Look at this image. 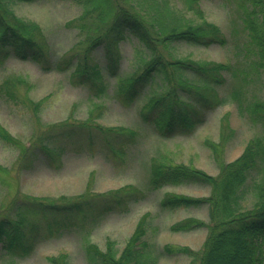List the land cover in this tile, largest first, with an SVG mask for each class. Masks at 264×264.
Segmentation results:
<instances>
[{"label":"rangeland","instance_id":"1","mask_svg":"<svg viewBox=\"0 0 264 264\" xmlns=\"http://www.w3.org/2000/svg\"><path fill=\"white\" fill-rule=\"evenodd\" d=\"M158 2L176 18L171 21L201 20L182 0ZM9 3L20 20L37 25L33 31L36 39L59 68L43 70L32 60L0 52V125L28 148L33 137L54 126L49 132L55 136L44 135L42 139H51L57 153L48 162L40 154L33 164L23 167L20 147L0 137V217L10 213L15 204L31 210L28 197L64 201L61 197L66 196L71 202L78 201L82 211L92 209L93 214L79 227L76 214L68 216L71 211L28 213L24 230L30 250L0 264H51L48 257L59 253L67 254L66 264H97L88 258L86 243L105 250L106 241L112 240L118 255L141 216L145 232L138 248L156 254L155 264H189L188 254H167L163 245L199 250L206 227L174 231L170 225L189 217L208 222L207 206L163 209L160 199L168 192L207 196L210 188L196 182L152 188L149 179L154 164L184 163L216 175L219 160L235 159L250 137L262 135V123L239 109V104L264 101V74L250 66L254 57L244 49L248 36L239 16L240 0H199L203 18L227 36L224 45L173 42L166 50L173 59L230 63L235 70V75L225 72L226 81L218 88L225 101L210 110L190 134L167 138L158 135L153 124L142 117V107L151 95L167 93L170 84L155 76L129 102L117 88L121 78L138 73L149 57L135 36L129 34L120 42L117 75L108 76L100 46L84 55L88 35L78 27L83 7L76 0ZM77 59L99 63L107 83L104 92L72 78ZM182 76L193 81L187 73ZM234 87L239 91L236 100L229 94ZM223 118L232 134L226 128L223 131ZM67 131V136L60 135Z\"/></svg>","mask_w":264,"mask_h":264},{"label":"trees","instance_id":"2","mask_svg":"<svg viewBox=\"0 0 264 264\" xmlns=\"http://www.w3.org/2000/svg\"><path fill=\"white\" fill-rule=\"evenodd\" d=\"M10 1L0 0L1 55L32 60L43 70H50L53 66L59 68L58 63H52L48 51L36 39L33 31L38 28L37 25L20 20L13 12ZM76 1L83 7L78 27L88 35L84 55L100 46L108 76L117 75L121 60L119 44L127 35L135 36L149 51L143 68L118 82L117 88L127 102L134 99L155 76H161L170 84L167 93L151 95L142 107V117L153 124L158 135L167 138L190 134L205 121L210 110L225 101L218 88L226 81L225 72L235 75L230 63L173 59L166 53L173 42L202 46L224 45L227 42V36L221 28L203 18L199 0H182L188 9L201 18L197 22L183 23L171 21L176 18L158 0ZM239 7V16L248 36L244 49L254 57L250 66L264 74V0H240ZM183 73L191 75L193 81L183 77ZM71 74L72 78L77 77L90 87H96L100 93L106 88L107 83L98 62L88 64L77 59ZM176 91L186 99L181 98ZM229 94L232 100H236L239 94L237 87L232 88ZM239 109L247 111L252 119L259 120L263 133L250 137L235 159L219 160L216 175L184 163L154 164L152 169L149 179L152 188L195 182L210 188L207 196L168 192L160 199L163 209L207 206L208 222L189 217L170 225L174 231L206 227L207 233L199 250L169 243L163 245V251L167 254H188L189 264H264V101L255 99L245 105L239 104ZM221 125L222 129L226 128L232 134L233 130L226 118L222 119ZM49 130L33 137L29 148L1 125L0 137L20 147L22 166L29 167L40 154L48 162L57 153L50 144L51 139H42L44 135L55 136ZM60 135L67 136L68 131ZM27 199L31 210H23L15 204L10 213L0 217V261L6 258L11 262L16 256L30 250L24 230L25 224L29 222L28 213L59 214L64 210L71 211L68 216L75 213L81 221L79 227L83 226L84 218L93 214L92 209L82 211L78 201L71 202L66 196L61 197L65 202L51 198ZM109 207L111 205H106V208ZM144 222L145 218L141 216L118 255L112 240L106 241L105 250L88 241L85 246L88 258L97 264H155L158 256L142 251L137 245L143 241ZM48 259L51 264H66L67 254L51 255Z\"/></svg>","mask_w":264,"mask_h":264}]
</instances>
